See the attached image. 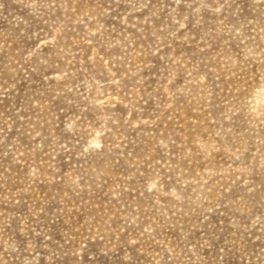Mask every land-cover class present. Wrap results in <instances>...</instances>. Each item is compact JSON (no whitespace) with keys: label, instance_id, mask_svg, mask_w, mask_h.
<instances>
[{"label":"rangeland","instance_id":"374dc122","mask_svg":"<svg viewBox=\"0 0 264 264\" xmlns=\"http://www.w3.org/2000/svg\"><path fill=\"white\" fill-rule=\"evenodd\" d=\"M0 264H264V0H0Z\"/></svg>","mask_w":264,"mask_h":264}]
</instances>
